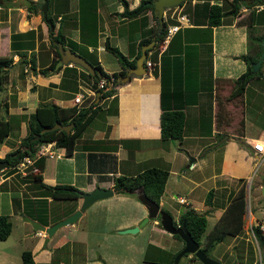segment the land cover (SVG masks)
<instances>
[{
  "label": "crops",
  "instance_id": "obj_1",
  "mask_svg": "<svg viewBox=\"0 0 264 264\" xmlns=\"http://www.w3.org/2000/svg\"><path fill=\"white\" fill-rule=\"evenodd\" d=\"M46 1L49 13L55 15L53 34L59 30L68 43L72 41L78 44L77 48L84 45L87 50H94L102 68L108 73L119 72L122 66L106 43L136 61L142 44L155 40L151 38L157 22L153 10L147 8L137 15L122 13L125 6L128 10L133 9L141 0ZM209 2L221 4L222 0ZM204 3L205 0H187L182 5L165 9L163 18L167 25L178 23L180 15H184V18L167 41L163 38L156 43L155 40L153 46L147 49L145 60L158 61V64L154 68L145 64V74H132L128 80L116 85L113 95L101 100L103 108L91 120L99 117L98 124L101 126L92 133H85L88 125L78 136L72 153L68 154L65 147L55 143V154L44 157L43 166L40 167L42 182L50 185L71 184L80 191L91 190L95 186L110 187L113 189L112 195L93 201L75 221L58 227L52 235H48L45 230L35 228L25 216L47 226L79 208L82 197L53 198L43 195L39 192V188H42L39 181L34 183L31 179H24L19 172L6 175L0 169V214L7 215L12 223L9 235L0 239V248L3 250L5 245L16 239L28 241L27 245L21 246L20 262L12 259V254L7 251H1L0 264H22L21 252L24 249L32 251L35 264H65L64 256L69 253L64 246L72 240L59 231L67 227L82 228L84 224H88L90 229L96 227V224L104 222L103 215L97 214L99 207H104L109 213V220L105 221L107 224H117L115 229L121 228V214L115 208V200L120 193L114 190V177L120 174L134 175L150 166L168 170L160 206L174 205L172 200L179 204L178 198L184 197L186 202H180L184 205L183 210L193 207L202 212L193 205L202 202L208 205L204 213L207 216L209 210L215 214L214 220L238 188L245 184L243 223L248 219V224H243L237 234H228L222 239L232 236L230 247L245 233L251 234L248 228L250 223L255 225L264 219V205L257 191L261 188L264 192L261 182L254 184V192L250 188L251 208L247 200L249 184L253 183L252 175L261 165V154L253 150V144L257 140L264 142V60L244 85L240 86L237 79L247 69L241 54L247 53L255 62L259 53L258 36L264 37V1L252 5L243 3L237 14L223 16L221 23L216 25L207 23ZM26 4L27 0L0 1V54H12V29H39L41 38L38 36L34 49L27 51L34 52L38 70L49 66L56 55L50 44L51 30L42 12H30ZM145 38H149V41H142ZM64 45L70 47L66 43ZM20 57L17 53L13 54L8 82L0 94V98L8 102V117L13 113L18 115L15 132L19 134L13 138L9 136L11 125L8 136L0 142V158L15 148L26 135V117L38 104L56 103L79 108L99 101L98 90L91 86V81L82 78V67L78 64H62L61 68L54 67L53 71L48 68V72L43 74L30 68L25 70V64L19 62ZM17 64L20 68L12 71L11 68ZM5 89L7 92L3 93ZM162 91L165 106L179 108L184 113L181 139L161 138ZM78 95L82 96L80 103L74 102V97ZM215 142L218 143L202 153L204 148ZM151 149H158L159 153L146 155ZM209 149L213 152L206 155ZM30 188L35 191L32 192ZM209 190H212V195L207 200ZM203 192L206 195L202 200ZM54 199L58 206L53 209L52 205L50 210V203ZM141 207L125 227L138 225L136 223L147 214L144 204ZM183 210L178 211V217ZM154 221L158 222V219ZM155 225L157 237L164 240L165 229L161 224ZM17 226L21 229L17 230ZM167 235L169 248L178 241L182 244L171 233ZM244 238L248 239V236ZM149 240L155 242L154 238ZM58 249L64 258H58ZM190 255L187 264L200 261ZM97 264L103 263L99 261Z\"/></svg>",
  "mask_w": 264,
  "mask_h": 264
},
{
  "label": "trees",
  "instance_id": "obj_2",
  "mask_svg": "<svg viewBox=\"0 0 264 264\" xmlns=\"http://www.w3.org/2000/svg\"><path fill=\"white\" fill-rule=\"evenodd\" d=\"M3 1V0H0ZM43 0L36 2L34 0H27V9L30 12H42L40 6L43 3ZM187 0L183 1L179 5H182ZM257 1L264 0H222L221 4L218 2L210 3L209 0H205V6L207 7V23L210 25L220 24L222 17L227 14L235 15L239 7L246 3L247 5H252ZM150 8L154 10L153 0H141L140 4L133 9L123 10V14L137 15L145 11V9ZM47 18L51 19L54 24V16L51 15L47 9ZM45 19V18H44ZM156 22V21H155ZM158 22V21H157ZM153 27L152 37L156 40V43L163 39L166 33V23L164 21L163 28L159 32L157 23ZM38 30L31 28L25 31H15L12 29L10 35V46L12 49V54L10 55H1L0 54V91L4 88L8 82L9 77V67L13 63V54L17 53L21 57L19 62L24 64H29V68L35 72H40L46 74L48 68L50 71L55 70L54 66L57 59L60 57L59 51L56 44H53L50 38V44L54 49L56 57L53 59L51 64L47 67H40L36 69L34 52L27 53V51L33 50L36 46V39L38 38ZM54 38L61 40L67 45H69L73 50L78 51L79 54L84 56L93 67L99 71L92 75L87 72L85 69L81 68L82 78L91 81V86L100 91L99 101L91 102L87 105H82L77 108L74 106H61L56 103H40L37 105L35 110L28 114L26 117L27 121V133L21 138L19 144L7 151L1 159L8 161V166L1 169L5 171L4 174H10L16 171V164L25 156H34L36 147L43 141L46 140H55L57 146L65 147L66 152L72 153L75 147L76 140L82 131L86 129L93 117L98 113L99 110L103 108L101 102L102 99H106L113 95L116 92V85H108L107 82L113 77L114 81L118 75L124 73V69L127 66H133L135 64V59H129L128 56L123 54L117 47L111 46L109 43H106V47L113 52L121 66L122 69L117 72L112 73L106 72L98 59V56L94 50L89 51L84 45L78 46L77 43L67 42L64 35L58 30L54 34ZM262 38L263 35L258 36L259 40V53L256 60L259 58L262 51ZM142 41H149L148 39H143ZM82 46V47H81ZM140 51L137 55H139ZM241 58L244 59L247 63V69L237 78L239 85H244L250 77L256 72L252 70V63L254 58L249 57L247 53L241 54ZM255 60V61H256ZM264 60V57L263 59ZM61 66L58 67V69ZM100 81H103V85L99 86ZM161 113H160V131L162 139L176 138L181 139L183 135V125H184V113L179 108H169L165 106L164 102V92H161ZM8 102L0 98V142L3 141L9 134L11 130V123L4 112H7ZM55 121H60L63 124L72 123L71 131L67 133L65 130L57 128L52 130H47L41 132V128L44 126L52 125ZM37 133H40V136L37 139H32ZM44 157H40L35 161V164L40 167L43 166ZM20 174V173H19ZM24 179H31L34 183L41 184L42 188L39 192L43 195H49L53 198H76L80 196V190H78L74 185L71 184H46L41 181V168L40 172L29 171L26 174H22ZM168 177V170L157 167L150 166L144 168L143 170L137 172L134 175H125L120 174L114 177L113 187L116 192H132L135 189L143 190L151 199L159 202L160 196L164 191L165 182ZM38 192V189H37ZM212 195V190H209L207 193V200H209ZM207 203V202H206ZM45 211V209H44ZM245 212V184L240 186L238 190L232 195L229 203L226 205L224 210L221 212L219 217L215 220L213 226L207 232V217L204 212H199L193 207H186L179 215L178 220L182 223L184 221L186 229L189 231L191 236L199 243L202 250L207 254L214 247L217 241L222 240L226 235H235L237 234L243 225V214ZM175 222V221H174ZM44 223H47L44 220ZM160 224V221H159ZM11 221L5 214H0V239L6 238L11 231ZM255 235L258 243L261 245L262 254L259 263L264 264V234H262L259 228L255 227ZM173 237L182 241V247L184 246V241L179 234H172ZM179 251V250H178ZM177 251V252H178ZM175 252L172 255V258L169 262H161L159 264H172L173 257L177 253ZM183 255H189V253H184ZM191 258L198 259L194 253H192ZM22 264H35L32 251L30 249H24L21 252ZM199 260V259H198ZM179 264V262H178ZM233 264V262L227 263Z\"/></svg>",
  "mask_w": 264,
  "mask_h": 264
},
{
  "label": "rangeland",
  "instance_id": "obj_3",
  "mask_svg": "<svg viewBox=\"0 0 264 264\" xmlns=\"http://www.w3.org/2000/svg\"><path fill=\"white\" fill-rule=\"evenodd\" d=\"M43 4L44 3H42L41 6H43ZM169 21L172 22V20ZM39 31L38 34L40 37L41 32ZM2 50H5L4 44H2ZM15 68H20L19 64L14 65L11 70L13 71ZM5 92H7L6 89L3 91V93ZM6 113L7 112H4L3 114L4 116H6V118L9 119L12 125V130L9 136L12 138L15 136L17 137L19 132H15V127L17 126L19 121L18 115L12 112L13 114L8 117ZM98 118L99 117H96L94 121L90 122L88 128L85 130V133H92L93 131H95L96 127L101 126L100 124H98ZM173 142H176V140H173ZM212 152V149H209L208 151H206V155ZM157 153H159L158 149H151L146 152V155H154ZM260 164L261 165L258 166V168L254 171L252 175V185L249 184V196L247 200L250 208L252 202L250 188H252V192H254V184H256V182H261V184L264 185V160ZM30 190L32 192L33 190L35 191L34 188H30ZM257 191L259 194L260 202L264 205V192H262L261 188H258ZM119 193L120 197H116L115 200V208H117V213L119 210L121 214V228L115 229L117 224H107L105 221L109 220V213L104 207H99V211L97 214H102V220H104V222L101 221V224H96V227L94 226L92 229L88 227V224H84L82 228L67 227L64 230L59 231L60 233L66 234V236H68V238L72 240L68 245L64 246L67 253H69L67 254V256H64L65 264H97V262L99 261H102L103 264H159L161 262H169L172 258V255L178 251L177 249H179L182 245L178 241L179 239H175L179 243L177 242L174 247L169 248L167 234L170 233L165 230L163 231L166 232L164 240H162L161 238L159 239L157 237L158 232L155 230V224H159V215L156 216L158 222H155L154 218L150 217L146 222H144L140 226L139 230L135 232H121L120 230L126 228L125 225L128 223L129 219L132 216H135V214L137 213V209L142 208L141 206L143 205V203L140 201L139 197L137 196V193L134 191ZM205 195V192L201 194L202 200L205 198ZM18 200H20V198H18ZM172 203H174V205H165L163 207L166 210L170 211L174 219H177V213L179 210H183L184 205L180 202L179 204L175 203L173 200ZM52 205L53 209L58 206V203L57 201H55V199L50 203V210H52ZM193 205L198 207V209L200 208V211L202 212H205V210L208 208V205L202 202L200 204L196 202ZM207 211V225L205 230L206 232L210 230L215 221V214L213 215L209 210ZM248 214L250 216V212H248ZM142 218L136 224H139ZM243 224H248V219H246ZM16 229L20 230L21 227L17 226ZM114 229L117 230V233H115L116 231ZM245 236H248V239H245ZM245 236L242 239H239L237 242L235 241L233 247L229 246L232 236H227L224 240L218 242L215 247H213L208 252V255L214 259H221L220 261L226 264L230 262H233V264H260L259 261L261 258L262 249L260 248V243L258 244L259 240L256 241L252 234L249 233H245ZM150 238H154L155 242L149 240ZM27 242V240L16 239V241L10 242L9 244L5 245L6 247L3 250L0 248V253H2L1 251H7L8 253L12 254V259H17L20 262V250L22 248L21 246L27 245ZM59 252L60 251L58 249V258H64L62 256L63 253ZM220 255L222 256V258ZM189 259L190 258L188 257V255H182L179 260V264H187ZM196 264L204 263H202L201 261H196Z\"/></svg>",
  "mask_w": 264,
  "mask_h": 264
},
{
  "label": "water",
  "instance_id": "obj_4",
  "mask_svg": "<svg viewBox=\"0 0 264 264\" xmlns=\"http://www.w3.org/2000/svg\"><path fill=\"white\" fill-rule=\"evenodd\" d=\"M185 0H153L154 5V14L156 15L157 21H158V31L160 32L163 28L164 24V18L163 13L164 10L167 8H170L172 6H177L180 3H182ZM41 11L43 14V17L45 18L46 22L48 23L51 33L50 38L53 42V44H56L57 49L59 51L60 57L57 59L55 68L61 66L62 64H78L83 69H85L87 72L91 73L92 75L99 73L98 70H96L93 65L81 54L75 52L70 47H67L63 44L61 40H57L54 38V24L51 21V19L47 18V1L44 0L43 6H41ZM155 40H151L150 42H146L142 44L141 47V53L136 58L135 65L130 66L125 74L118 75L117 78L110 83L108 81V85H117L120 82H123L125 80H128L132 74L136 75H143L147 71V68L145 66V58L147 56V49L153 46ZM264 57V37L262 39V51L259 56V58L252 63V70L256 71L258 66L260 65L262 59ZM100 91H97V94L99 95ZM72 123L63 124L60 121H55L52 125L44 126L41 128V132L52 130V129H63L67 133L71 131ZM40 136V133H37L32 139H37ZM223 138H221L219 141H221ZM218 141V142H219ZM218 142L212 143L204 150H202V153L207 148H211L215 146ZM253 150H255L253 148ZM191 159H194V157H191ZM8 166V161L0 158V169H3ZM137 192V196L139 197L140 201L144 204V206L147 209V214L142 218L140 223L138 225L129 226L122 230L121 232H135L139 229V226H141L144 222H146L150 217H156L158 214L160 215V224L162 227L168 231L171 234L177 233L180 235L182 240L184 241V246L175 254L173 263L172 264H178L181 256L184 253H194L195 256L204 264H224L218 259H214L210 257L204 250L201 249L199 243L191 236L189 231L186 229L184 221L180 225L174 224V219L171 213L167 210L160 208V203L151 199L143 190L138 191V189H135ZM134 190V191H135ZM113 194V189L110 187H102V186H95L91 190L87 191H80V197H82V202L76 210H74L69 215L65 216L64 218H61L50 225H44L32 218H29L28 216H25L26 220L30 221L32 225L35 228L43 229L47 232L48 235H52L55 230L62 226L66 225L68 223H71L75 221L78 216L82 213L83 210L86 209L93 201L104 198L107 196H110Z\"/></svg>",
  "mask_w": 264,
  "mask_h": 264
},
{
  "label": "built area",
  "instance_id": "obj_5",
  "mask_svg": "<svg viewBox=\"0 0 264 264\" xmlns=\"http://www.w3.org/2000/svg\"><path fill=\"white\" fill-rule=\"evenodd\" d=\"M184 18V15H180L178 17V23H172V24H168L166 26V33L164 35V40L167 41L169 39V37L181 26L182 24V20ZM165 46V44L163 45ZM163 47H161L162 49ZM145 64L147 67L149 68H154L157 64L158 61H154V60H145ZM29 69V64H25V70ZM103 82L99 83V86H102ZM75 102L76 103H80L82 101V96L78 95L76 97H74ZM253 148L258 151L261 155H260V162H262L264 160V142L262 140H257L254 144H253ZM55 154V140H46L41 142L37 147H36V151H35V155L34 156H29V155H25L15 166L16 171L15 172H19L21 174H26L29 169L30 171L36 173V172H40V168L38 165L35 164V161L40 158V157H52ZM179 202H186L184 197H179L178 198ZM258 227L260 232L262 234H264V219L260 222H257L255 225L253 223H250L248 228L250 230V233L252 234V236L254 237V239L256 240L255 237V227Z\"/></svg>",
  "mask_w": 264,
  "mask_h": 264
},
{
  "label": "flooded vegetation",
  "instance_id": "obj_6",
  "mask_svg": "<svg viewBox=\"0 0 264 264\" xmlns=\"http://www.w3.org/2000/svg\"><path fill=\"white\" fill-rule=\"evenodd\" d=\"M100 82H103V81H100ZM160 208L166 210V209H165L164 207H162V206H160ZM158 215H159V214H158ZM159 217H160V215H159ZM178 218H179V217H178ZM178 218H177V219H174V217H173V219H174V221H175L174 224H176V225H180V224H182V223L178 220ZM154 219H156V217H154ZM159 221H160V219H159ZM158 223H159V222H158ZM181 248H182V247H181ZM181 248H180V249H181ZM180 249H179V250H180ZM191 254H192V253H191Z\"/></svg>",
  "mask_w": 264,
  "mask_h": 264
},
{
  "label": "clouds",
  "instance_id": "obj_7",
  "mask_svg": "<svg viewBox=\"0 0 264 264\" xmlns=\"http://www.w3.org/2000/svg\"><path fill=\"white\" fill-rule=\"evenodd\" d=\"M166 26H167V24H166ZM112 79H113V77H111L110 80H108V81H109L110 83H112V82H113ZM107 84H108V82H107Z\"/></svg>",
  "mask_w": 264,
  "mask_h": 264
}]
</instances>
